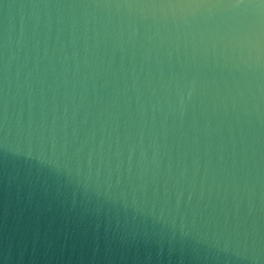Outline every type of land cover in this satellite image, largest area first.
<instances>
[{"label":"water","instance_id":"obj_1","mask_svg":"<svg viewBox=\"0 0 264 264\" xmlns=\"http://www.w3.org/2000/svg\"><path fill=\"white\" fill-rule=\"evenodd\" d=\"M0 264H264V0H0Z\"/></svg>","mask_w":264,"mask_h":264}]
</instances>
